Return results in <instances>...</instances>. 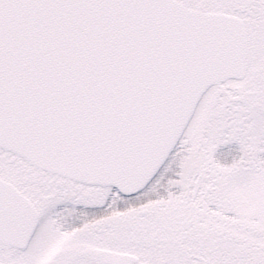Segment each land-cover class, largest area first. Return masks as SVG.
<instances>
[{
	"label": "snow or ice",
	"instance_id": "1",
	"mask_svg": "<svg viewBox=\"0 0 264 264\" xmlns=\"http://www.w3.org/2000/svg\"><path fill=\"white\" fill-rule=\"evenodd\" d=\"M0 264H264V0H0Z\"/></svg>",
	"mask_w": 264,
	"mask_h": 264
}]
</instances>
